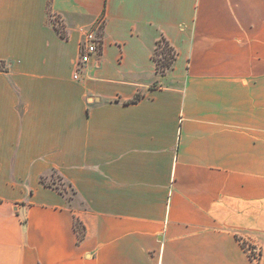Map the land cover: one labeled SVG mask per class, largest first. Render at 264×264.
<instances>
[{"label":"crops","instance_id":"0c3cea01","mask_svg":"<svg viewBox=\"0 0 264 264\" xmlns=\"http://www.w3.org/2000/svg\"><path fill=\"white\" fill-rule=\"evenodd\" d=\"M243 241L264 264V0H0V264H252Z\"/></svg>","mask_w":264,"mask_h":264},{"label":"built area","instance_id":"2783aa9c","mask_svg":"<svg viewBox=\"0 0 264 264\" xmlns=\"http://www.w3.org/2000/svg\"><path fill=\"white\" fill-rule=\"evenodd\" d=\"M96 29H97V25L87 30L83 35V40L81 41L80 49H79L80 51L79 56L76 62V69L73 73L74 79H78L79 74L82 68L84 67V65L86 64V62L88 61V59L92 55L99 53L101 49V38L97 34ZM248 252L252 259L258 258L259 255L258 249L254 248L252 245Z\"/></svg>","mask_w":264,"mask_h":264},{"label":"trees","instance_id":"16d2710c","mask_svg":"<svg viewBox=\"0 0 264 264\" xmlns=\"http://www.w3.org/2000/svg\"><path fill=\"white\" fill-rule=\"evenodd\" d=\"M160 48H161L160 52L162 54L161 55L162 57H161V59H156L155 53ZM155 53H154V60L156 62V71L160 76H164L166 70L174 62V60L176 58V52L164 38H161L157 42ZM141 96H142L141 93H137L131 100H128L124 103L128 104V103L137 102L141 98ZM59 178L61 180L60 176H59ZM41 182L45 185L54 186L53 185L54 182H52V184H51L50 182L46 181L44 177H41ZM55 188L60 190L57 186H55ZM60 191H62V190H60ZM76 230L78 231L79 237L81 238L83 236V233H82L83 230H82L81 225H80V227L76 225Z\"/></svg>","mask_w":264,"mask_h":264},{"label":"rangeland","instance_id":"374dc122","mask_svg":"<svg viewBox=\"0 0 264 264\" xmlns=\"http://www.w3.org/2000/svg\"><path fill=\"white\" fill-rule=\"evenodd\" d=\"M160 50H161V48L155 53L156 59H161V57H162L161 56L162 54H161ZM46 180L48 182H50L51 184H52V182H54L53 183L54 186H57L63 192H67L68 196L71 197V193L69 191L68 186L62 180H60L58 174H56L55 172L52 171V172H50L48 174V176L46 177ZM76 225L80 227V225L78 223H76ZM242 246L244 247V249H245V251H246V253H247L250 261L252 262V264L259 263L260 257H261V251L258 249V254H259L258 255V258L252 259L251 256H250V254H249V252H248L249 249H250V247H251V244H246V241H244V242H242Z\"/></svg>","mask_w":264,"mask_h":264}]
</instances>
